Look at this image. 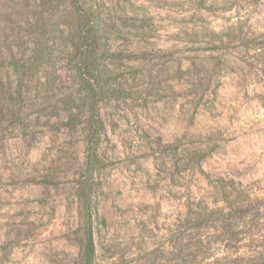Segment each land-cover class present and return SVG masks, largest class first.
<instances>
[{
    "label": "rangeland",
    "instance_id": "1",
    "mask_svg": "<svg viewBox=\"0 0 264 264\" xmlns=\"http://www.w3.org/2000/svg\"><path fill=\"white\" fill-rule=\"evenodd\" d=\"M94 2L95 166L71 44L48 34L38 107L0 116V264H86V197L92 264H264V0ZM38 5L0 0L19 56ZM68 10H49L45 29ZM4 51L0 39V101L17 85Z\"/></svg>",
    "mask_w": 264,
    "mask_h": 264
},
{
    "label": "trees",
    "instance_id": "2",
    "mask_svg": "<svg viewBox=\"0 0 264 264\" xmlns=\"http://www.w3.org/2000/svg\"><path fill=\"white\" fill-rule=\"evenodd\" d=\"M61 3L68 4V12L60 17V21L54 30H46L45 14L49 10L53 11L58 8ZM39 7L44 9L40 11ZM11 9L12 7L8 8L4 14L5 19L9 22L13 18V13L9 12ZM26 17V38L27 43L29 42L31 46L28 48L29 53L27 54L19 56L13 48L14 45L18 46L17 42L20 39L18 33L12 31L11 28H0V39L5 45L3 55L8 59L17 77V85L11 87L10 92L0 101V116L8 113L11 116L13 115L16 120H20L24 111H33L38 107L40 88L38 85L33 86L32 83L38 69L50 63L53 59L51 57L50 40L47 38L48 34H53V37L63 34L72 47L75 81L84 93V97L89 100L91 112L89 123L93 127V131L88 141L87 167L90 171H93L92 168L95 166L98 157V130L102 127L99 109L101 103L99 96L102 90L99 80L101 73L95 74L96 68L102 66L100 60L103 56V36L101 34V16L98 4L94 2L89 6L88 0H39L35 17ZM83 216L86 243L85 263L92 264L96 250L92 207L89 197L84 199Z\"/></svg>",
    "mask_w": 264,
    "mask_h": 264
}]
</instances>
